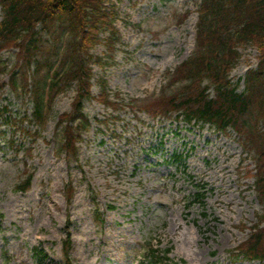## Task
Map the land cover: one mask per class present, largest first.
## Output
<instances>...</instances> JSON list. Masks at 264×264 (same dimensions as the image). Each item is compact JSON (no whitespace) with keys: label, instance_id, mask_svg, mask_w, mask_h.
Listing matches in <instances>:
<instances>
[{"label":"rangeland","instance_id":"374dc122","mask_svg":"<svg viewBox=\"0 0 264 264\" xmlns=\"http://www.w3.org/2000/svg\"><path fill=\"white\" fill-rule=\"evenodd\" d=\"M200 2L104 0L116 9L119 41L112 51L105 44L91 50L90 125L81 131L78 158L61 149L57 125L77 93L76 82L63 77L76 40L69 23L53 26L59 44L44 31L40 67L18 68L17 88V50L1 53L0 109H9L0 115V264H66L67 234L72 264H148L147 245L170 249L163 264H264L233 253L264 213L248 175L254 152L235 130L187 124L176 111L154 117L140 110L179 93L173 72L197 49ZM240 52L231 72L238 91L259 63L254 46ZM102 81L117 111L97 100ZM28 173L30 188L18 190Z\"/></svg>","mask_w":264,"mask_h":264},{"label":"trees","instance_id":"16d2710c","mask_svg":"<svg viewBox=\"0 0 264 264\" xmlns=\"http://www.w3.org/2000/svg\"><path fill=\"white\" fill-rule=\"evenodd\" d=\"M0 5V56L7 49H17L12 75L15 88L18 87L14 80L18 68L29 70L33 64L40 67L38 56L44 47V31L58 43L59 33L53 28L63 29L69 23L76 40L70 47L69 71L63 77L64 81L76 82L77 93L72 109L59 115L58 127L63 133L62 149L69 157L77 158L81 131L89 126L83 104L92 96L93 68L90 63L97 59L91 50L102 43L108 50H114L119 41L114 23L115 7L105 5L104 0H0ZM198 14L197 49L173 72V80L182 85L179 93L163 95L140 109L150 111L154 116H166L176 111L177 117L187 122H210L222 130L229 127L236 130L246 150L255 154V172L251 169L248 175L255 177V187L264 204V0H201ZM101 34L106 35L102 37ZM247 45L258 50L259 63L257 68L247 71L245 88L238 91L231 72L240 61V48ZM25 81L28 82L26 76ZM57 84L52 79L50 89L54 90ZM106 87V81H102L99 101L118 110L119 102L109 98ZM35 96V115L40 118L43 94L37 92ZM8 109L1 108L0 115ZM175 158L179 156L175 155ZM31 179L32 174H29L27 181L18 188L27 189ZM250 229L249 237L236 248L235 254L264 260V213ZM70 244L68 236L67 256ZM148 250V264L162 263L170 252V249L160 252L152 247Z\"/></svg>","mask_w":264,"mask_h":264}]
</instances>
